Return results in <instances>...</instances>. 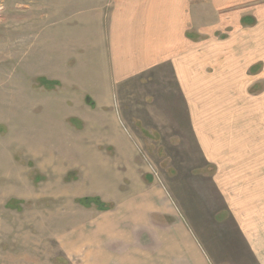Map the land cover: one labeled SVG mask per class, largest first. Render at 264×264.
Listing matches in <instances>:
<instances>
[{"label": "rangeland", "instance_id": "rangeland-1", "mask_svg": "<svg viewBox=\"0 0 264 264\" xmlns=\"http://www.w3.org/2000/svg\"><path fill=\"white\" fill-rule=\"evenodd\" d=\"M122 4L0 0V264L91 262L93 249L82 247L95 241L96 229L82 228H91L107 210L84 207L76 198L98 197L112 209L146 186L148 177L164 187L191 222L195 211L208 218L207 211L222 210L208 177L214 169L203 168L190 131L170 120L176 112L170 102L181 101L170 68L119 85L109 67H85L90 57L96 59L97 42L102 46L110 17ZM185 4L184 26L191 39L208 51H227L232 40L233 55L224 58L218 51L213 60L226 65L232 84L242 78L240 97L250 99L249 108L254 105L252 111L261 116L249 118L250 143L263 148L264 0ZM243 16L253 23L242 24ZM42 77L58 84L47 88L39 82ZM222 106L227 112L242 108L234 99ZM251 187L256 191L243 194L236 207L251 208L244 223L264 249V182ZM206 221H199L201 230L208 227ZM217 221L234 225L226 214ZM241 264L253 263L243 258Z\"/></svg>", "mask_w": 264, "mask_h": 264}, {"label": "crops", "instance_id": "crops-1", "mask_svg": "<svg viewBox=\"0 0 264 264\" xmlns=\"http://www.w3.org/2000/svg\"><path fill=\"white\" fill-rule=\"evenodd\" d=\"M186 1L190 0H121L122 7L113 12L102 35V46L97 42L96 59L90 57L85 67H109L112 81L119 85L140 79L147 72L170 68L181 94V101L170 102V108L176 110H171L170 120H179L190 131L203 168L214 169L208 177L222 210L207 211L208 218H203L206 215L202 211L192 212L191 222L182 216L164 187L149 177L146 186L99 214L94 227L82 228L89 232L96 229L92 232L95 241L81 246L93 249L88 256L94 259L86 264H241L243 258L264 264V249L244 223L249 221L251 208L236 207L238 198L243 194L246 197L250 189L256 191V187L250 188L252 184L264 182V171L260 170L264 169V147L250 143L247 128L249 118L261 120V116L258 110L252 111L254 105L249 108L250 99L240 97L242 78L232 84V73L228 78L226 65H217L213 60L218 51L224 58L233 55L232 40L227 51H208L187 35ZM232 99L242 108L233 107L227 112L222 105L230 104ZM222 214L234 225H220L217 220ZM243 215H247L244 220ZM199 217L207 220L208 227L203 230ZM71 237L73 233L67 235V239ZM218 238L222 242L218 243Z\"/></svg>", "mask_w": 264, "mask_h": 264}, {"label": "trees", "instance_id": "trees-1", "mask_svg": "<svg viewBox=\"0 0 264 264\" xmlns=\"http://www.w3.org/2000/svg\"><path fill=\"white\" fill-rule=\"evenodd\" d=\"M253 21H254V19L252 17L243 16L241 18L242 24H252ZM190 37H191V35H190ZM39 82H41V84L47 88H51V87L53 88L55 85L58 84V82L47 80L44 77L40 78ZM75 201L84 207H90V206L94 205L96 207V209H98V210H108L112 207L111 204L109 205V204L103 203L98 197L85 196V197L76 198Z\"/></svg>", "mask_w": 264, "mask_h": 264}]
</instances>
